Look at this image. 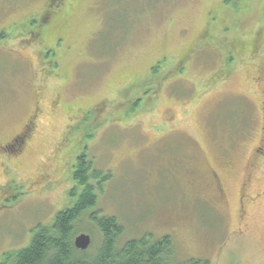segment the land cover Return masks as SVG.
<instances>
[{
  "label": "rangeland",
  "instance_id": "obj_1",
  "mask_svg": "<svg viewBox=\"0 0 264 264\" xmlns=\"http://www.w3.org/2000/svg\"><path fill=\"white\" fill-rule=\"evenodd\" d=\"M52 1L0 0V262L67 207L87 146L120 244L169 236L178 264H264V169L242 187L264 0ZM79 228L94 253L98 227Z\"/></svg>",
  "mask_w": 264,
  "mask_h": 264
},
{
  "label": "trees",
  "instance_id": "obj_2",
  "mask_svg": "<svg viewBox=\"0 0 264 264\" xmlns=\"http://www.w3.org/2000/svg\"><path fill=\"white\" fill-rule=\"evenodd\" d=\"M50 7H60L58 0H53ZM141 100L130 110L140 109ZM16 141L21 142L20 138ZM87 148L85 146L78 154L73 167L72 181L75 185L68 192L70 199L67 207L59 211L48 226L37 225L26 248L4 253L0 264H178L174 257L172 237L153 240L151 235H146L138 240L119 243L124 228L117 218L102 217L94 211L98 206L99 193L111 174L94 168L95 162L89 158ZM85 215L98 227L102 238L94 253H90L92 246L82 251L75 247L74 238L81 234L79 227Z\"/></svg>",
  "mask_w": 264,
  "mask_h": 264
},
{
  "label": "flooded vegetation",
  "instance_id": "obj_3",
  "mask_svg": "<svg viewBox=\"0 0 264 264\" xmlns=\"http://www.w3.org/2000/svg\"><path fill=\"white\" fill-rule=\"evenodd\" d=\"M257 73L260 75L254 80L253 84H255L258 87V89L262 91V96H264V67L262 66L257 71ZM261 108H262L261 115H262L263 122L259 128V133L256 135L258 137L257 144H255L254 147L253 146L250 147L251 154L246 160V164L248 166V169H247L248 174L242 186L244 192L248 186H249L248 188L254 187L252 185L254 174H256L259 170L264 169V114H263L264 113V101H262ZM31 118L32 119L30 120V122L23 127L21 134L17 136L15 139H12L8 143V145L5 146V149H10L11 146L19 143L18 141H16L18 138H20V141L22 142V144L25 142L24 139L26 135H29L32 132V130H35L34 127L36 126V123L38 121L36 118V113H34ZM215 177L217 178L216 187L218 188V191L221 193H224V189L221 187L218 177L217 176ZM242 210H243V207L240 206V211L242 212Z\"/></svg>",
  "mask_w": 264,
  "mask_h": 264
},
{
  "label": "water",
  "instance_id": "obj_4",
  "mask_svg": "<svg viewBox=\"0 0 264 264\" xmlns=\"http://www.w3.org/2000/svg\"><path fill=\"white\" fill-rule=\"evenodd\" d=\"M74 239L75 247L80 251L87 250L92 244V238L85 233L76 236Z\"/></svg>",
  "mask_w": 264,
  "mask_h": 264
}]
</instances>
